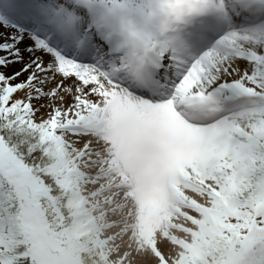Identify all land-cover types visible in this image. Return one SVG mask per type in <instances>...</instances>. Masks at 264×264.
<instances>
[{"label": "snow or ice", "instance_id": "6c2138e0", "mask_svg": "<svg viewBox=\"0 0 264 264\" xmlns=\"http://www.w3.org/2000/svg\"><path fill=\"white\" fill-rule=\"evenodd\" d=\"M0 264H264V0H0Z\"/></svg>", "mask_w": 264, "mask_h": 264}, {"label": "rangeland", "instance_id": "374dc122", "mask_svg": "<svg viewBox=\"0 0 264 264\" xmlns=\"http://www.w3.org/2000/svg\"><path fill=\"white\" fill-rule=\"evenodd\" d=\"M16 68H19V65H15L13 68L7 69V71L11 72L14 71Z\"/></svg>", "mask_w": 264, "mask_h": 264}]
</instances>
